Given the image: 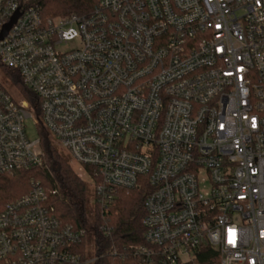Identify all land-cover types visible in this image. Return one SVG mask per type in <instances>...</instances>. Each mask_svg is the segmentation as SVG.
<instances>
[{
    "label": "built area",
    "instance_id": "2783aa9c",
    "mask_svg": "<svg viewBox=\"0 0 264 264\" xmlns=\"http://www.w3.org/2000/svg\"><path fill=\"white\" fill-rule=\"evenodd\" d=\"M0 63L38 97L37 112L0 76V176L42 163L33 118L102 219L117 189L147 183L138 264L205 245L215 264H264V0H98L50 18L0 0ZM90 231L33 181L0 212V264L91 263Z\"/></svg>",
    "mask_w": 264,
    "mask_h": 264
},
{
    "label": "trees",
    "instance_id": "16d2710c",
    "mask_svg": "<svg viewBox=\"0 0 264 264\" xmlns=\"http://www.w3.org/2000/svg\"><path fill=\"white\" fill-rule=\"evenodd\" d=\"M24 7H37L44 18L88 14L98 0H20ZM3 83L16 87L27 99L33 110L37 109V95L27 87L21 74L14 68L0 63ZM43 161L29 170L15 171L0 176V212L6 204L27 193L33 181H38L48 193V203L54 207L63 223L90 227L83 249L89 246L88 264H138L131 246L144 244L142 220L146 214L147 183L140 187L119 188L114 202L102 219L98 206L91 203L93 189L80 178L70 164L69 155L54 141L50 132L40 123L37 126ZM54 191H56L54 193ZM216 251L205 245L188 264H215Z\"/></svg>",
    "mask_w": 264,
    "mask_h": 264
},
{
    "label": "rangeland",
    "instance_id": "374dc122",
    "mask_svg": "<svg viewBox=\"0 0 264 264\" xmlns=\"http://www.w3.org/2000/svg\"><path fill=\"white\" fill-rule=\"evenodd\" d=\"M0 76L2 77V73L0 71ZM9 84V83H8ZM10 90L13 94L20 95L17 88L13 87L10 85ZM21 96V95H20ZM22 97V96H21ZM26 131H27V135L31 138V139H36L37 137H39V133H38V129L37 126L35 125L34 119L33 118H29L26 121ZM71 166L73 167V169L77 170L78 169V165L75 162H70ZM74 170V171H75Z\"/></svg>",
    "mask_w": 264,
    "mask_h": 264
},
{
    "label": "water",
    "instance_id": "95a60500",
    "mask_svg": "<svg viewBox=\"0 0 264 264\" xmlns=\"http://www.w3.org/2000/svg\"><path fill=\"white\" fill-rule=\"evenodd\" d=\"M16 19V18H15ZM12 24V23H11ZM11 24H8L7 26H6V28H5V31H4V34L3 35H5L6 33H7V31H8V29L11 27Z\"/></svg>",
    "mask_w": 264,
    "mask_h": 264
}]
</instances>
